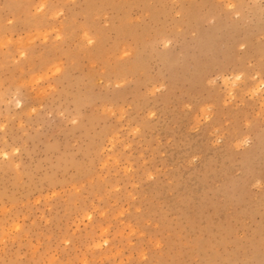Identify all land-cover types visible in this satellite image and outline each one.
I'll use <instances>...</instances> for the list:
<instances>
[{
  "label": "rangeland",
  "instance_id": "1",
  "mask_svg": "<svg viewBox=\"0 0 264 264\" xmlns=\"http://www.w3.org/2000/svg\"><path fill=\"white\" fill-rule=\"evenodd\" d=\"M0 264H264V0H0Z\"/></svg>",
  "mask_w": 264,
  "mask_h": 264
}]
</instances>
